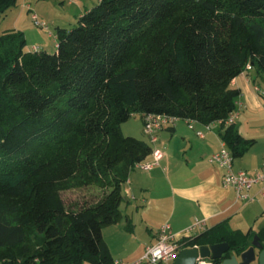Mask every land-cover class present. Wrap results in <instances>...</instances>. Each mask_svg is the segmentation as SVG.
<instances>
[{
	"label": "trees",
	"instance_id": "16d2710c",
	"mask_svg": "<svg viewBox=\"0 0 264 264\" xmlns=\"http://www.w3.org/2000/svg\"><path fill=\"white\" fill-rule=\"evenodd\" d=\"M16 2L0 0V14ZM57 39L49 52L26 49L22 30L0 34V264H113L104 226L125 216L124 185L153 152L123 123L225 121L241 95L232 80L248 63L264 78V0H99ZM221 124L242 157L254 140ZM88 186L98 201L67 205L65 191ZM255 234L264 240V227L226 220L180 243L228 242V258Z\"/></svg>",
	"mask_w": 264,
	"mask_h": 264
},
{
	"label": "crops",
	"instance_id": "0c3cea01",
	"mask_svg": "<svg viewBox=\"0 0 264 264\" xmlns=\"http://www.w3.org/2000/svg\"><path fill=\"white\" fill-rule=\"evenodd\" d=\"M231 86L241 91L235 110L239 133L254 140L242 157L234 159V168L255 174L264 167V78L253 67L237 75ZM223 130L220 121L207 128L198 121L179 119L158 132L153 147L162 149L163 158L151 169L131 171L123 188L121 208L125 216L104 226L114 259L141 258L166 224L179 239L198 235L226 220L232 229L245 232L251 227H264V222L260 227L255 224L264 216V181L247 190L248 197L243 198L234 187L224 185L225 169L210 161L225 144ZM198 131L205 136H199ZM147 159L152 160V156ZM126 214L132 218L130 228ZM244 226L249 228L244 230ZM203 259L213 262L211 258Z\"/></svg>",
	"mask_w": 264,
	"mask_h": 264
},
{
	"label": "rangeland",
	"instance_id": "374dc122",
	"mask_svg": "<svg viewBox=\"0 0 264 264\" xmlns=\"http://www.w3.org/2000/svg\"><path fill=\"white\" fill-rule=\"evenodd\" d=\"M98 2L99 0H17L14 6L0 14V34L6 29L22 30L27 38L26 49L37 48L36 50L55 52L58 28L72 29L78 24L79 16ZM33 14L38 15L41 24L36 23ZM122 128L125 135L140 138L144 136L143 139L154 145L144 131L145 125L140 114L132 116L129 121L123 123ZM102 195L103 191L95 186L74 188L63 193L65 202L72 207L95 203ZM263 222L264 216L255 220L256 227L263 225ZM243 228L247 230L249 226ZM252 264H257V261Z\"/></svg>",
	"mask_w": 264,
	"mask_h": 264
},
{
	"label": "built area",
	"instance_id": "2783aa9c",
	"mask_svg": "<svg viewBox=\"0 0 264 264\" xmlns=\"http://www.w3.org/2000/svg\"><path fill=\"white\" fill-rule=\"evenodd\" d=\"M27 6L30 8V3H28ZM32 17L36 23L41 24L37 14H33ZM247 69H252L250 63L247 64ZM236 116L237 113L234 111L225 121L220 120V122H225L226 124L234 123ZM178 120L177 117L171 115H148L144 120V131L150 137L151 142L156 144L158 142V132L164 128L173 126ZM206 126L207 128H210L211 124ZM197 133L201 137L205 136L203 131H198ZM150 156H152V160L145 159L137 163L134 168L151 169L163 158L164 153L162 149L154 146L153 152ZM210 161L225 169L223 177L224 185L234 187L238 191V194L243 198L248 197L246 194L247 190L252 188L255 184L264 181V167L261 171L255 174H251L244 169L236 170L234 168L233 154L226 143L220 151L211 156ZM198 224L199 223L191 226L187 230V233L192 232ZM187 233L185 235H188ZM188 236H190V234ZM195 246L199 247V245ZM183 249L180 239L172 231L170 224H166L161 228L157 241L147 247L145 254L141 258L133 261L115 258L113 264H174L175 259ZM197 264H213V262H207L205 259L200 258Z\"/></svg>",
	"mask_w": 264,
	"mask_h": 264
},
{
	"label": "water",
	"instance_id": "95a60500",
	"mask_svg": "<svg viewBox=\"0 0 264 264\" xmlns=\"http://www.w3.org/2000/svg\"><path fill=\"white\" fill-rule=\"evenodd\" d=\"M229 249L228 242L185 248L181 250L174 264H197L200 258L222 259L221 264H252L256 260L264 264V240L258 234L254 235L252 245L241 255L233 254L224 258Z\"/></svg>",
	"mask_w": 264,
	"mask_h": 264
}]
</instances>
